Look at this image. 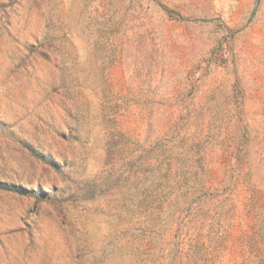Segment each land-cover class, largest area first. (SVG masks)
I'll return each instance as SVG.
<instances>
[{"label":"rangeland","instance_id":"obj_1","mask_svg":"<svg viewBox=\"0 0 264 264\" xmlns=\"http://www.w3.org/2000/svg\"><path fill=\"white\" fill-rule=\"evenodd\" d=\"M0 183V264H264V0H0Z\"/></svg>","mask_w":264,"mask_h":264},{"label":"trees","instance_id":"obj_2","mask_svg":"<svg viewBox=\"0 0 264 264\" xmlns=\"http://www.w3.org/2000/svg\"><path fill=\"white\" fill-rule=\"evenodd\" d=\"M39 157V156H38ZM41 160H43V158L39 157ZM168 169L166 170V173ZM0 189H3L5 191H10V192H14V193H19V194H32L33 192H30L28 190H25V189H22L20 187H17V186H12V185H7V184H3V183H0Z\"/></svg>","mask_w":264,"mask_h":264}]
</instances>
